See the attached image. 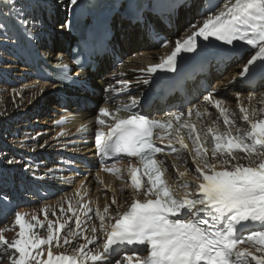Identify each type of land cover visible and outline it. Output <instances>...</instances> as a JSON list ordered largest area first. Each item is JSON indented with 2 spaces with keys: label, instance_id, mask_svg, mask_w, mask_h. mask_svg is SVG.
<instances>
[{
  "label": "snow or ice",
  "instance_id": "6c2138e0",
  "mask_svg": "<svg viewBox=\"0 0 264 264\" xmlns=\"http://www.w3.org/2000/svg\"><path fill=\"white\" fill-rule=\"evenodd\" d=\"M0 3L15 11L20 23H29L23 18L25 13L16 8L17 0H0ZM77 3L78 0H69L72 6ZM209 13L201 25H192L195 30L190 35L177 39L173 50L162 56L159 63L140 71L175 72L178 55L196 53L199 37L204 41L214 37L227 45L244 41L255 50L239 71L240 77L247 78L257 65L264 68V0H227L218 11L213 13L209 9ZM5 28L0 23V30ZM58 68L65 76L70 74L68 64L61 62ZM235 95L239 119L246 124L243 131L236 124L237 114L212 92L203 100L218 113L217 120L212 122L216 127L202 124L200 130L190 118L193 113L197 120L210 115L207 107L203 111L189 108L186 112L168 113L165 119L140 114L135 110L136 98H130L129 103L114 111L101 107L95 118L99 125L95 131L97 151L104 158L123 154L138 160V165L127 169L134 193L127 210L113 217L109 212L110 206L117 205L113 196L102 211L82 200L74 205L69 199L66 209L60 205L62 216L72 213L63 222L48 219L47 207L43 210L44 221L35 215L27 221L26 214L17 211L13 227L18 226L19 230L15 237L9 241L0 230V264H113L115 257H119L115 264H133V261L134 264H264V93L259 108L252 103L255 93L248 94L249 106L240 101L241 93ZM122 111L131 114L122 116ZM220 118L225 126L223 131L218 123ZM185 130L191 148L182 134ZM78 131H87V127L82 126ZM185 151L195 165V176L191 181L180 179L173 187L165 175L169 167L166 159L173 154L180 158ZM237 154H244L249 163H234ZM210 157L216 158L217 163H211ZM171 167L179 178L186 175L178 171L175 163ZM103 170L121 173L115 163ZM178 189L183 190L182 194H178ZM81 195L78 189L76 196ZM141 195L144 199L139 198ZM0 200L6 201L7 197L0 196ZM77 209L84 210L83 218ZM92 213L99 221L98 227ZM52 215H56L55 211ZM73 220L75 229L69 223ZM37 228H46L47 235L41 236L34 231ZM62 231L67 233L63 237ZM88 231L92 237L85 234L86 243L74 247L71 254L53 252V247L70 245ZM99 233L104 234L102 252L86 251L88 244L98 241ZM245 244L248 246L244 247ZM42 246H47L46 257ZM142 251L147 255L140 256L138 253Z\"/></svg>",
  "mask_w": 264,
  "mask_h": 264
},
{
  "label": "bare ground",
  "instance_id": "6f19581e",
  "mask_svg": "<svg viewBox=\"0 0 264 264\" xmlns=\"http://www.w3.org/2000/svg\"><path fill=\"white\" fill-rule=\"evenodd\" d=\"M24 1L33 2V0H17L16 8L18 9V6L20 4L25 3ZM41 1H44V0H35L37 9L38 8L41 9V5L43 4V3H41ZM59 1L60 0H58V1L51 0V2H50V5H52V7L54 9V12H56L55 16L54 15H51L50 16V22L47 21V20H45V13H44V11H41L40 10V11L37 12V17L44 19L45 22L48 24V27L49 28L46 30V34H48L50 38H52V37L55 36L56 39H57V37L59 35L58 31L55 33L53 31L51 32L49 29H53V30L54 29H57V30H60L62 32V36L64 38H68L67 32L64 31L65 26H64L62 14L60 13L61 12L60 11L61 10L60 6H66V3L69 0H63L60 6L57 4V2H59ZM196 8L197 7L193 4L190 7V9H188V10H181L179 12V18L177 20V25L174 28L175 35H178L182 31V29H184V28H186V26H188L189 23L187 22V19L189 17L191 18V17L197 15L198 11H196ZM2 12L3 13L4 12H7L8 15L7 16L4 15V19H0V23H4L5 26H6V28L4 30H0V47L1 48H7L9 50L10 49V44L15 40L14 39L15 37L13 35V26H14V24L20 23L19 22L20 21V17H18L16 15L15 11H13L10 8H5L3 6V3H0V13H2ZM35 14H36V12L34 14L33 13L32 14L31 13H27V17L32 18V17H34ZM114 22H115V26L117 28L116 36H115L116 42L120 43L121 48L123 49V53L127 54L129 59H128V62L126 63L125 66H121L118 69L113 70L111 73H116V72H118L119 69H122V70H126L127 71V68H129L133 64H135L136 61L144 60L145 57H146V55H148L150 53L157 54V53H161L162 52V50H160L159 48H157L156 50L151 51V52H148L147 50H144V49H146L145 48V45H146V42L148 41V36L150 34V31L146 27V24H142V25L141 24H137L135 26H131L128 22L122 21V20L117 19V18H114ZM56 24H57V26H56ZM62 25L64 27H61ZM5 31L7 33L6 35L4 34ZM46 45H48V44H46ZM1 48H0V58H2L4 56L3 51L1 50ZM115 49H117V48L116 47H112V51H114ZM64 50H65V48L62 46V47H60V51L59 52H56V54H53V52L55 51L53 49V50H51V54L49 56L50 57H53L54 58L53 60L58 61L59 60L58 57L60 58V55L63 53ZM164 51H167V49H165ZM7 58H8V61L5 63L4 68H10V67H16L17 68V66H13L12 65L13 57H12L10 51L7 54ZM109 59H110V56L109 55H106L104 57L103 61H102V68L101 69L99 68V70H98L97 73L90 74V78L92 79L91 83L92 82H98V83L99 82H102V80H103L104 77L106 78V80L103 81L104 82V86L112 83V81L108 80L109 75L111 73H106L107 72L106 70L113 65V62L110 61ZM20 69H22V67ZM237 70H238V67L235 66V63H234L231 66H229V69H227L226 71L224 70L221 73L214 74L212 76V78H211V82L213 84V88L212 89H215V90H217V89L220 90L221 89L222 90V89H224L226 87H231L233 85V83L235 82L233 80V78L235 76H237ZM218 71H221V69H218L215 72H218ZM14 81H15V79H14ZM20 85L21 84L19 83L14 89L18 93L21 94L22 90H20ZM96 95H97V93H96ZM96 95L95 94H92V92H87V94H86L87 97H85V103L87 104V102L88 101L90 102L92 99H94L95 102L98 103L99 102V99L96 97ZM234 98H235V94H232V95H229L228 96V99L229 100H233ZM33 99H34V97H33ZM31 100H32V98H30L29 102ZM240 100H242V99H240ZM41 103H43V100L41 102H39V99H37L36 102H35V106L38 107V106H40ZM27 105H22V107L20 109V112H21V110L24 111V108L27 107ZM4 108H5V106H4ZM25 110H26V108H25ZM10 111L11 110L9 109L7 112H5L7 115L5 113H2L1 112L2 114H4L3 117L6 116L5 119H7V121H8V122L5 123L4 127L1 128V133H2L1 135H2V138L4 140V144L6 146V147H4L5 150L8 149V146L9 147H12L13 146L12 141L15 140L16 141L15 142V146L18 144L19 146H21V148H23L25 150V153L24 154H26V155L23 154V157L24 158L32 157L31 156L32 152L30 151L31 146H34V147H38L39 146V149H40V146L41 145H44L46 151H51L52 152V150H51L52 149V144L51 143L50 144H45L46 142L47 143L50 142L48 138H47L48 141L46 140V142H44L43 144H39L38 145V144H36L37 141H33L32 144H30V143H24L25 140L23 139V136H18L17 137L16 134H17L18 127H19V122H15L16 124H14V122H13L14 121L13 115H10ZM31 111L32 110L30 108L28 110V112L30 113ZM90 114H91L90 111L84 112L82 114V116H79L77 118V120H79V121H86L87 117ZM20 115L21 114H19V117H20ZM26 115H28V114H26ZM92 115H93V113L91 114V116ZM122 116H125V115H122ZM3 117H2V119H3ZM23 118H25V116ZM38 120H40V124H45L46 123V120H47V117H43L42 116V117H39ZM38 120H37V117H36L34 119V122L37 123V122H39ZM87 120L90 121L91 119L88 118ZM81 123H83V122H81ZM11 125H13L12 132L15 135L14 137H9L8 135H6L7 131H11L10 128L8 130L6 128H8V126H11ZM41 131L42 130H40V132ZM29 132H31V131H29ZM8 137L10 139L12 138L11 139V144H8V142H9L8 141ZM20 139L22 140V142H17ZM22 143H24V144H22ZM54 144H56V143H54ZM19 146H16V147H19ZM89 152H91V151H89ZM91 156H93V154ZM2 159H3V162L6 161L5 157H3V156H2ZM7 162L8 161H6V163ZM11 163L14 164V165L15 164L16 165L17 164L20 165L19 168H24L26 166V165H24V163H22V158H20V157H15V156L12 157ZM54 166H56V165H54ZM19 212L24 213L23 210H21ZM26 214L32 215V212L27 209L26 210ZM33 215H35V214H33ZM25 217H27V216L25 215ZM14 229H16V228H11V229L0 228V230H3V235L7 239H13V235L12 234H15L14 233V231H15ZM44 250H45L44 254H45V257H46L47 249H44Z\"/></svg>",
  "mask_w": 264,
  "mask_h": 264
},
{
  "label": "rangeland",
  "instance_id": "374dc122",
  "mask_svg": "<svg viewBox=\"0 0 264 264\" xmlns=\"http://www.w3.org/2000/svg\"><path fill=\"white\" fill-rule=\"evenodd\" d=\"M55 1V0H54ZM0 112H4L5 110L3 109L4 108V106H5V108H6V106H7V108H9V109H12L11 110V112H10V115H13V116H16V115H18V112H19V108H17V109H15L16 107H14L15 105H14V103H13V101L12 102H7V101H4V99H2V97H0ZM26 108V107H25ZM24 108V109H25ZM15 109V110H14ZM15 111V112H14ZM2 112V113H3ZM14 112V113H13ZM27 115H25V117H26ZM1 123H2V121H1ZM0 123V124H1ZM50 127V126H49ZM40 131V130H39ZM42 132V131H41ZM0 157H1V155H3V156H5V157H9V155L8 154H6V152H10V154H12V157H14L15 156V154H14V150H17L18 148H21V146H19L18 144L16 145V146H19V147H16L15 146V140L14 141H12V144H13V146L10 148L9 146V148L10 149H4V147H6L5 146V144H4V140H3V138H2V135H1V133H0ZM23 139H24V137H23ZM24 140H26V139H24ZM46 140H47V138L45 139V141L44 142H46ZM48 141V140H47ZM2 142V143H1ZM17 142H22V140L20 139V140H18ZM43 142V143H44ZM24 143H30V144H32L33 143V141H24ZM24 143H22V144H24ZM52 144V149L51 150H53V148H55V146H56V144H54V143H56V142H54L53 140L52 141H50L49 143H45V144ZM36 144H38L37 142H36ZM39 145V144H38ZM35 148V149H34ZM21 149H23V148H21ZM39 149V146L38 147H34V146H31V149H30V151L32 152V155L33 154H35V152H34V150H38ZM12 151V152H11ZM25 153V150H24V152H23V154ZM24 155H26V154H24ZM16 157V156H15ZM7 161V160H6ZM18 165V164H17ZM20 167V165H18V168ZM15 220V216H13V217H11V221H9V222H7V224H5V225H3L1 228H5V229H11V228H13L12 227V225H13V221ZM26 220V219H25ZM16 229H14L15 231H14V233L17 231V230H19L18 229V226L17 227H15ZM34 231H38L39 232V234L41 235V236H46L47 235V229L46 228H44V229H40V228H37L36 230H34ZM13 235V238L15 237V234H12ZM12 239H10V241H11Z\"/></svg>",
  "mask_w": 264,
  "mask_h": 264
}]
</instances>
